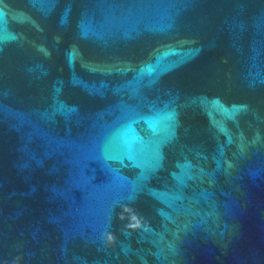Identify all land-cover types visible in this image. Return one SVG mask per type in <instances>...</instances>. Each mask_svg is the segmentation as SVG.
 <instances>
[{"label":"water","instance_id":"1","mask_svg":"<svg viewBox=\"0 0 264 264\" xmlns=\"http://www.w3.org/2000/svg\"><path fill=\"white\" fill-rule=\"evenodd\" d=\"M0 264H264V0H0Z\"/></svg>","mask_w":264,"mask_h":264},{"label":"clouds","instance_id":"2","mask_svg":"<svg viewBox=\"0 0 264 264\" xmlns=\"http://www.w3.org/2000/svg\"><path fill=\"white\" fill-rule=\"evenodd\" d=\"M112 240H113V238L109 235V236L107 237V241H108V243H111Z\"/></svg>","mask_w":264,"mask_h":264}]
</instances>
